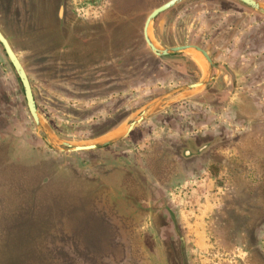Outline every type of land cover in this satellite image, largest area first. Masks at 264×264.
Here are the masks:
<instances>
[{"label":"rangeland","instance_id":"374dc122","mask_svg":"<svg viewBox=\"0 0 264 264\" xmlns=\"http://www.w3.org/2000/svg\"><path fill=\"white\" fill-rule=\"evenodd\" d=\"M0 0V264H264V13L238 0ZM264 5V0H257ZM172 92V93H171ZM104 147L74 144L124 133ZM174 224L177 228L174 229Z\"/></svg>","mask_w":264,"mask_h":264},{"label":"water","instance_id":"95a60500","mask_svg":"<svg viewBox=\"0 0 264 264\" xmlns=\"http://www.w3.org/2000/svg\"><path fill=\"white\" fill-rule=\"evenodd\" d=\"M185 0H168L162 5L156 7L151 11V13L148 15V17L145 20L144 23V28H143V36L144 40L149 47V49L158 57H164V56H169V55H174L180 52H183L188 49H193L195 51H198L201 53L204 58L206 59L208 63V75L207 77L203 78L202 80L189 84L185 87H181L178 90L173 91V93L178 92L179 90H186V89H196L200 88L203 86H206L210 83L212 80V71L215 66L209 52L203 48L202 46L198 44H182V45H176V46H170V47H164L161 48L157 46L154 41L151 39L149 29L154 22V20L163 12L167 11L168 9L176 6L177 4L183 2ZM243 3L249 5L250 7L257 9L260 12L264 13V5L261 4L257 0H240ZM0 43L2 44L9 60L11 61L15 71L17 72L19 79L22 83L23 89H24V94L26 98V102L28 105V109L40 131H42L47 139V141L50 143L51 146L57 149H61L55 144V140L51 137L47 127L44 125L42 116L40 114V111L38 109V106L36 104V100L34 97L32 85L30 82V78L28 76V73L18 57L17 53L13 49L11 43L7 39V37L4 35V33L0 30ZM172 93V92H171ZM155 103H151L149 107H147L138 118H136L134 121H132L129 126L127 127L126 131L121 134H116V135H111V136H103L102 138L93 141V142H88V143H80V144H74L68 141H63V145L66 147L63 150L66 151H83V150H91V149H96L100 147H104L106 145L115 143L124 137L128 136L129 133L137 127L141 121H143L150 113V110L153 108Z\"/></svg>","mask_w":264,"mask_h":264},{"label":"flooded vegetation","instance_id":"af4514ba","mask_svg":"<svg viewBox=\"0 0 264 264\" xmlns=\"http://www.w3.org/2000/svg\"><path fill=\"white\" fill-rule=\"evenodd\" d=\"M167 1H168V0H167ZM185 1H186V0H185ZM185 1H183V2H185ZM238 1H240V0H238ZM183 2H181V3H183ZM241 2H242V1H241ZM164 3H165V2H164ZM181 3H179V4H181ZM162 4H163V3H162ZM162 4H161V5H162ZM179 4H177V5H179ZM177 5H176V6H177ZM159 6H160V5H159ZM157 7H158V6H157ZM174 7H175V6H174ZM174 7H172V8H174ZM172 8H170V9H172ZM154 9H155V8H154ZM168 10H169V9H168ZM150 13H151V12H150ZM150 13H149V14H150ZM149 14H148V15H149ZM147 17H148V16H147ZM147 17H146V18H147ZM145 20H146V19H145ZM155 20H156V19H155ZM155 20H154V21H155ZM144 23H145V22H144ZM143 28H144V26H143ZM176 228H177V224H174V229H176Z\"/></svg>","mask_w":264,"mask_h":264}]
</instances>
